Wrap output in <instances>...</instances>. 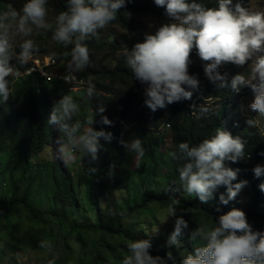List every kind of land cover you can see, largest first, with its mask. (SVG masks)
I'll list each match as a JSON object with an SVG mask.
<instances>
[{
  "label": "trees",
  "instance_id": "1",
  "mask_svg": "<svg viewBox=\"0 0 264 264\" xmlns=\"http://www.w3.org/2000/svg\"><path fill=\"white\" fill-rule=\"evenodd\" d=\"M197 2L204 7L216 6V0ZM22 3L23 0H0V4H11L17 10ZM236 3L232 2L233 5ZM45 8L55 18L60 11L66 10V0H46ZM141 15L168 20L163 15V7L156 6L153 0H126L117 10L116 18L109 23H117L130 31L141 30L143 24L134 19L135 16ZM96 34L99 35L100 32L97 31ZM46 38L47 36L40 35L35 38L33 43L36 48L32 50L31 55L43 56L50 53L47 50ZM56 45L54 48L60 60L66 61L70 58L71 44L63 45L58 42ZM111 46L116 47L112 43ZM14 47L19 52V46ZM100 48V45L95 43L92 53L88 52L89 58L94 57V52ZM117 59L118 68L112 70H95L89 62L82 70L75 71L78 77H83L87 83L91 81L95 87L91 97L85 93L87 86L76 89L79 97L83 95L81 98L87 106H82L81 99L76 95L72 97L79 109L73 120H80L81 124H85L88 116L93 115V128L111 132V138L107 141L99 138L102 148L98 150L95 161L90 160L87 155L82 156L77 150L76 159L69 163L70 169H66L64 163L55 156L41 161H35L33 158L52 147V127L47 123L52 110L48 103L49 94L55 92L58 87L65 88L63 95L73 91L67 89L59 80L47 82L44 77L34 75H22L12 83L8 99L0 102L2 222L5 221L1 216H13L18 220L22 214H27L41 220L39 222L45 228L43 238L52 242L54 237L47 229H50L52 220L57 223L58 228L67 236L63 234V255L48 259L52 260L53 264H118V256L115 255L113 260L107 257L113 253L112 240L117 236L122 237L126 243L129 240L149 239L150 255L165 258V253L171 252L176 264H179L183 255L201 243L188 238L190 230L197 226L211 227L216 215L232 208L245 213L246 220L253 230L264 227V193L257 187L264 181V175L254 177L251 171L256 164L264 165V155L260 154L264 152V136L255 122L252 125L243 123L244 118L239 113L237 102L242 96L241 91L251 93V90L244 86L237 94L227 86L216 88L203 73V64L207 61H202L193 49L189 53L190 63L187 71L190 75L195 74L199 84L197 89L193 90L192 97L152 111L143 103V86L139 82L135 86L131 85L127 73L132 74L131 70L123 66L121 58ZM9 62L16 63L21 69L28 66L26 62L21 64L18 57L12 55ZM217 71L226 73V79H230L233 64L227 65L222 71L219 66ZM118 78L121 85L129 86L127 90L120 91L113 85L118 82ZM103 80L108 83L104 85ZM97 88L107 91L108 95L102 94ZM135 88L139 91L138 97ZM99 105L104 107L103 113H96L95 109ZM88 107L92 109L91 113L87 112ZM202 108L205 110L201 111ZM130 114L134 115V122L128 119L129 128L124 130L120 120ZM101 115L107 116L111 124L100 123ZM153 123L159 126L168 124L166 131L161 129V133L162 130H170L171 134V148L166 152L159 149L162 136H156L159 132ZM217 127H222L233 136H239L244 142L246 158L236 162H224L228 167L240 169L232 183L241 179L248 181L228 204H220L217 199L218 194L224 191L223 185L218 186L213 197L207 202H200L195 195L184 192L177 173V166L182 162L168 155L170 151L175 150L177 143L186 141L190 145L198 144L213 135ZM129 130L140 135L135 136L140 139L144 148V154L140 156L143 165L134 168H128L127 163H130L131 154L135 153L129 152L121 143L125 141L124 133ZM162 135L164 136L163 133ZM62 139V134L59 133V141ZM11 165H18L15 176L8 175L14 172ZM92 168L95 171H89ZM173 198L178 201L177 214L188 221V229L184 230V235L179 238L178 246L166 244L167 236L174 226L175 216H168L166 211ZM160 214H166L168 218L166 229L158 227L152 236L148 235L150 230L160 223ZM81 215L86 217H79ZM85 234L92 235L89 247L86 251H81L80 248L75 254L74 244L69 242L68 237L74 235L82 244ZM124 252L127 253V249H124ZM167 264H172V261L169 260Z\"/></svg>",
  "mask_w": 264,
  "mask_h": 264
},
{
  "label": "clouds",
  "instance_id": "2",
  "mask_svg": "<svg viewBox=\"0 0 264 264\" xmlns=\"http://www.w3.org/2000/svg\"><path fill=\"white\" fill-rule=\"evenodd\" d=\"M125 2L126 0H66V10L60 11L55 17V30L51 39L63 45H72L67 65L72 72L61 71L62 67L55 71L52 67L58 65L54 57L48 56L50 54L32 56L31 52L36 45L31 39L22 40L19 52L15 50L16 47L11 48L10 35L19 34L26 37L32 32L33 26L37 29L49 27L45 23L46 0H23L19 10L9 4L6 10L0 11V102L8 99L12 83L22 75L41 76L47 82L59 80L71 91L74 87L78 89L87 86L85 93L91 97L94 84L91 81L87 83L73 71H80L89 64L88 52L92 53L95 43L100 45L99 50L110 48L111 44L108 45L102 35H97L96 32L105 25H118L109 22L116 18L117 10ZM153 3L163 7V15L168 18V22L160 24L154 33H146L142 42H136L131 50L127 49L126 57H113L112 54L118 47L111 46L112 53L109 55L115 64L100 69L118 68L116 59L121 58L123 66L131 70L132 74L127 72L131 85L135 86L139 82L143 86V103L155 111L157 108H165L173 102L192 97L199 81L195 74L188 73L187 68L190 63L189 53L195 49V54L202 61H207L203 64V73L216 88L227 86L237 94L244 86L251 90L253 99L248 104L251 110L249 113L241 112L240 107L241 98L247 93L241 91L242 96L239 101L237 99L239 113L244 118L245 125L258 121L254 117L256 113L264 117V11H249L238 2L233 5L232 0H216L215 7H204L197 0H153ZM118 26L130 31L126 27ZM11 55L18 57L21 64L26 62L28 66L21 69L16 63H10ZM246 61L250 67L247 78L242 73H236L226 79V73L217 71L219 66H224L225 69L230 64L245 65ZM222 63L224 64L221 65ZM11 66L14 67V72ZM54 72L56 74H52ZM67 73L80 82L74 80L67 83L65 80L69 77L65 76V80L63 79V75ZM9 75L8 80L6 77ZM117 81L113 85H117L120 78ZM118 89L125 91L128 87ZM136 92L138 97L137 89ZM102 94L108 95V92ZM48 103L52 110L47 123L52 127V142H59L60 158L65 162L71 161V149L74 148L78 149L82 156L87 155L90 160L95 161L98 150L102 148L99 138L107 141L111 138V132L95 130L92 124L93 115L88 116L85 124H81L80 120L74 121L73 116L79 109L71 95L60 96L53 106ZM90 110L92 112L91 108ZM95 111L103 113L104 107L99 105ZM133 117L134 115L130 114L120 120L122 129L129 128L128 119L134 122ZM99 122L111 124L105 115L100 116ZM123 125L127 127L124 128ZM152 125L157 127L159 132L156 136H162L159 142L160 151L166 152L171 148L170 130L165 132L168 124ZM258 127L264 136V129L260 125ZM161 129L165 130H162L164 136ZM59 133L63 137L60 141ZM166 134L170 147L163 150L162 143ZM121 143L137 157L143 156L144 148L139 138ZM260 154L264 155V152ZM168 155L182 162L177 166L181 188L187 194L195 195L200 202H207L213 197L218 186L223 185L224 191L218 194L217 199L220 204H228L248 183L245 179L232 183L240 169L228 167L224 162L245 159L244 142L239 136H233L222 127H217L213 135L198 144L190 145L186 141L177 143L175 150L170 151ZM251 171L254 177H260L264 175V165L256 164ZM257 187L264 193V181ZM177 204L178 201L173 198L167 205L168 216H175L173 229L166 239L169 246H178L179 238L184 235V230L188 229V221L177 214ZM188 238L201 243L183 255L179 264H264V227L253 230L246 220L245 213L240 209L232 208L216 215L211 227L197 226L190 230ZM150 247L149 239L129 240L126 243L127 254L123 256L121 264H167L169 260L176 264L171 252H166L165 258H161L159 255H150ZM47 264H53L52 260H48Z\"/></svg>",
  "mask_w": 264,
  "mask_h": 264
},
{
  "label": "rangeland",
  "instance_id": "3",
  "mask_svg": "<svg viewBox=\"0 0 264 264\" xmlns=\"http://www.w3.org/2000/svg\"><path fill=\"white\" fill-rule=\"evenodd\" d=\"M232 2L233 3L239 2L242 7L247 8L249 11H264V0H232ZM7 6L8 5L0 4V11L6 10ZM134 19L138 23L143 24L141 30L128 31L126 29L119 27L118 25H105L102 29L97 30L102 35V39L105 42H107L108 45L112 43L118 47L117 51L112 54L113 57H121V56L126 57L127 49L131 50L132 46L136 42H142L144 39V35L146 33H154L156 28L160 24L168 22V20L165 21L163 19H154L148 15L135 16ZM45 23L49 25L48 28L37 29L35 26H33L32 32L26 37L21 36L19 34L10 35L11 48L14 46H19V44L22 42L23 39H31L34 42L36 41L35 38L38 35L47 36L46 38V42L48 43L47 50L50 52L47 54H50L48 55L50 56V58L54 57L58 65V66H53L52 68L55 69V71H58L57 68L62 67L60 68L61 71H71L72 72V70L67 67L70 59H68L67 61L60 60V58L58 57V53L56 52L54 48L55 46H57L56 44L58 43L57 41H54L51 39L52 33L55 30V18L51 15V13H48L47 10H46V15H45ZM108 35H110V38H108ZM111 53H112L111 46L108 50H104V51L97 50L94 57L89 58L91 67L95 69H100L104 66H110V67L114 66L115 64L114 59L109 55ZM43 60L45 61V57H43ZM223 64L224 63H222L221 65ZM12 68L14 72L15 69L14 67ZM220 69L221 71L224 70V66H221ZM249 71H250V67L247 61L245 65L238 66V65L233 64V74L242 73L247 78ZM67 74H70V73H67ZM10 75L6 77V79L9 80ZM105 83L107 82L103 81L104 85ZM116 86L118 88L129 87L127 84L121 85L120 83H117ZM9 87H10V81H9ZM75 89L76 87H74L73 90ZM64 91H66L65 88L58 87L55 92L59 93V95H56L55 92H52V94L49 92L50 93L49 102L52 104V106H53V103L57 99H59L60 96L63 95L62 92ZM76 91L67 92L65 94L71 95L72 97H75V95L76 97H79L80 94L76 93ZM98 91L100 92L102 90H98ZM81 97H83V95L79 97L81 99L80 103L82 104V106H87L85 104V100H83V98ZM252 99H253L252 92L243 95V97L241 98V105H240L241 112L249 113L251 111L248 108V104ZM87 112L91 113L90 107H88ZM77 115H78V112L74 116H77ZM254 117L258 120L256 121V123L264 129V117L260 116L257 113ZM123 127L126 128L127 126L123 125ZM135 135L140 136L134 133V131L132 130L126 131L124 133V139L126 141H129L130 139L135 138L136 137ZM58 147H59V142L58 141L57 143L53 142L51 148H47L43 153L35 156L33 160L41 161V160L49 159L52 156H55L60 161H62V163H64L66 169H70L71 165H69V163L76 159L78 149H74V148L71 149L73 152V159L71 161L65 162L60 158ZM169 147H170V140L166 134V137L162 143V149L163 150L168 149ZM130 157H131L130 163H127L128 168H132V167L134 168L137 165H143V162L141 161L140 157H137L135 154H131ZM12 166H13L12 169H14V172L9 173L8 175L15 176L18 170V165L17 166L11 165V167ZM1 217L4 219L5 222L3 223L2 219H0V264H47L48 259L58 258L63 255V248H62L63 234H65L66 236L67 234L61 229H59L57 226L58 224L55 223L53 220L51 222L52 224L49 227L50 229H47V230L51 231V235L54 237V242L49 241L47 238H43V235L45 233L44 232L45 228L43 224L39 222L41 220H36V218H32L31 216L27 214H22L21 218H17L18 220H16V218L13 216H9V218H5V216H1ZM79 217H86V216L81 215ZM158 218L160 220V223L157 226L153 227L152 230H150L148 235L152 236V234L156 231L158 227L166 229L167 224L165 223L167 222L166 220L168 219L166 214H160L158 215ZM91 237L92 235L90 234L84 236V243L82 244L79 243L76 236L73 235L71 237H68L69 242L71 244H74L75 254L78 253L80 248H81V251L87 250V248L89 247V240ZM112 241H113L112 244L114 245V250H113L112 255H107V257L113 260V257H115L116 255L119 258L118 264H121V260L123 256L127 254L126 252H124V249H126L125 248L126 242H124V239H122V237L120 236L113 238Z\"/></svg>",
  "mask_w": 264,
  "mask_h": 264
},
{
  "label": "built area",
  "instance_id": "4",
  "mask_svg": "<svg viewBox=\"0 0 264 264\" xmlns=\"http://www.w3.org/2000/svg\"><path fill=\"white\" fill-rule=\"evenodd\" d=\"M65 76H68L69 79L66 80V82H70L72 79H75V77H71L69 74L63 75V79L65 80Z\"/></svg>",
  "mask_w": 264,
  "mask_h": 264
},
{
  "label": "bare ground",
  "instance_id": "5",
  "mask_svg": "<svg viewBox=\"0 0 264 264\" xmlns=\"http://www.w3.org/2000/svg\"><path fill=\"white\" fill-rule=\"evenodd\" d=\"M52 74H56L55 72L54 73H52ZM64 75H66V74H64ZM71 77H74L72 74H69ZM75 79H72L71 81H74ZM66 81V80H65ZM70 81V82H71ZM70 82H67V83H70ZM77 82H80V80H77Z\"/></svg>",
  "mask_w": 264,
  "mask_h": 264
}]
</instances>
